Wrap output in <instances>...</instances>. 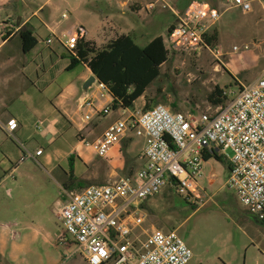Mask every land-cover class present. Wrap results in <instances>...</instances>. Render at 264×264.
<instances>
[{"label":"rangeland","instance_id":"obj_1","mask_svg":"<svg viewBox=\"0 0 264 264\" xmlns=\"http://www.w3.org/2000/svg\"><path fill=\"white\" fill-rule=\"evenodd\" d=\"M47 1L0 0V22L10 23L14 27L19 22L18 18H29L31 26L36 25L38 20L46 22L52 4L59 7V11L54 13L53 22L61 30L76 26L86 18L84 5H81L84 0H52L50 5ZM85 1L87 10L97 14L100 20L108 15L111 8L120 7L119 27L126 29L132 26L135 32L138 31L137 34L141 32L140 35L145 37L135 40L140 47L155 37L165 38L166 28L172 22L175 23L171 9L181 16L194 1L215 8H220L222 2L164 0L155 3L153 11H146L145 4L153 0H116L118 3L115 0ZM40 6L44 10L38 13V18L31 17ZM252 6L251 13L244 15L232 9L221 17L217 24L219 45L214 42L209 50L203 49L197 54L170 50L169 59L161 67L160 76L147 90L149 99L171 111H174L171 108L174 104L175 111L184 115L212 114L220 108H213L206 102V96L214 86L236 94L241 86L264 78V8H259L257 3ZM253 25H261L263 28L259 30ZM13 37L3 51L7 53L10 50V56L13 57L8 70L19 68L23 61L34 67L41 64L21 53L17 32ZM2 41L0 39V43ZM55 45L53 42L51 47ZM218 47L221 48V56L215 55L214 51ZM233 97L229 95L228 99ZM20 104L16 102L15 106ZM142 108L143 100L137 102L134 112H142ZM107 114V118L99 120V126L114 115L110 112ZM39 128L41 133H38L39 138L33 145L45 154L56 157L59 153L73 150L74 159L80 150L87 166L85 168L75 159L72 172L82 188L105 185L125 178L117 172L123 167L119 156L121 145L112 155L99 158L85 151L84 147L76 146L75 132L65 120L60 118L56 133L50 139L44 135L46 126ZM26 149L31 152L29 148ZM230 155L229 151L224 154L225 157ZM130 157L134 158L133 155ZM18 164L17 171L13 173L14 179L6 180V184L0 187V232H11L12 240L19 250L15 252V258L11 259L6 241L7 246L2 250L3 254H0V264H86L75 245L68 242L69 238L67 244L57 240L63 229L55 215L64 204V192L80 190L75 186L70 189L65 186L69 184L68 171L71 170L67 159L55 163L53 169L38 160L26 159ZM111 170L116 175H112ZM201 172L202 176L197 180L198 198H185L176 194L171 187H165L143 202V207H139L145 216L142 228L175 231L192 253L188 264H264V224L248 216L234 195L227 192L224 187V165L209 159L202 162ZM236 211L241 216L235 214ZM140 233L136 231V236ZM139 239H143V236H139Z\"/></svg>","mask_w":264,"mask_h":264},{"label":"built area","instance_id":"obj_2","mask_svg":"<svg viewBox=\"0 0 264 264\" xmlns=\"http://www.w3.org/2000/svg\"><path fill=\"white\" fill-rule=\"evenodd\" d=\"M154 4H145L144 10L153 11ZM222 7L242 14L252 10L249 0H223ZM219 18V11L209 4L190 3L167 34V47L195 54L209 50L206 37ZM17 30L16 25L0 22V39ZM84 36V29L77 27L58 42L73 52ZM55 40L52 36L44 43L50 46ZM214 52L220 55L221 49ZM97 88L101 97L108 95L102 84L97 83ZM225 95L234 97L212 114L172 113L162 105L146 112L122 113L97 139L82 141L97 157L105 158L128 137L142 138L143 164L129 178L65 191L64 204L55 215L63 229L57 240L73 243L86 264H188L192 253L183 240L175 231L144 230L145 216L139 207L169 186L179 196L198 198L203 155L212 151L221 157L231 153L224 156L230 166L225 186L248 214L264 223V78ZM84 120L89 121V116ZM2 128L10 135L17 123L8 120ZM42 153L41 149L25 152L21 161L36 162ZM138 230L141 233L136 236Z\"/></svg>","mask_w":264,"mask_h":264},{"label":"crops","instance_id":"obj_3","mask_svg":"<svg viewBox=\"0 0 264 264\" xmlns=\"http://www.w3.org/2000/svg\"><path fill=\"white\" fill-rule=\"evenodd\" d=\"M153 1V3H158L163 2L164 0ZM249 1L252 10V4L254 5L255 3L259 5V8H264V0ZM46 3L50 5L52 4V0H48ZM115 3L118 2L115 0ZM81 5H84L83 13L86 16L85 20L66 30H61L59 25L53 22L54 13L59 11V7L54 4H52L46 22L38 20L36 25L31 26L29 18H26L25 20L18 18L19 22L18 25H16L17 29L19 30L25 25L29 26L33 36L37 40V47L27 54L28 56H31V61H40L39 63L41 64H37L35 67L32 66L31 63L30 65L24 64L23 61L19 64V68L8 70L7 67L11 66L13 57L10 56V50L7 53H3V51L14 39V34L0 43V187H3L6 184V180L10 178L14 179L13 173L17 171L19 161H21L23 154L28 152L26 148L30 149V153L39 150V148L33 145V143L39 138L38 133H41V128H39V126H46L44 135L47 139H50L56 133V125L57 123H60L61 118V120H65L74 130L76 146L84 147L82 141L92 142L97 139L108 127L122 117V113L128 115L134 112L137 102L139 103L143 100L144 106V99L141 97L134 103L132 109L112 108L111 97L107 95V93H104L106 95L103 97L100 96L101 91L97 88L96 79L86 91L83 90L84 83L92 77L90 70L85 64L79 63L72 70H66L69 64L67 57L68 53L63 46L59 44L58 39L61 40L63 35H70V33L77 27H82L85 31V36L82 39L85 42H89L97 49L103 48L120 35H128L134 40V42L140 37H145L143 34L140 35L141 32L137 34L138 31L136 30L135 32V29L132 26L131 28L127 27L126 29L119 27L120 7L111 8L108 15L100 20L98 19L97 14L87 10L85 0ZM212 8L219 11L220 18L211 26L208 35L215 36V43L218 44L219 29L217 28V24L221 17L229 10L223 9L222 2H220V8ZM43 10L44 8L40 6L35 12H33L31 17L38 18V13ZM70 11L72 12L71 9ZM170 11L175 18V23L172 22L168 27L171 25L174 26L177 21V16H179L176 11L172 9ZM138 13H140V11ZM253 26L259 30L263 28L261 25H257L258 27L256 25ZM168 27L166 28V32ZM220 27H222V25H220ZM52 36L57 39L55 40L56 45L53 47H51V45L46 46L44 43L45 40ZM218 48L221 49L220 47ZM16 102H20L21 104L15 106ZM88 103L91 104V107L87 105ZM107 108L110 109L108 112L114 114V118H109L105 124L99 126V120L101 118L105 119L109 115L107 114L108 112H106V117H103V115H100L99 113ZM85 116H89L90 120L85 121ZM12 119L16 121L17 128L9 135L2 126H4L8 120ZM125 140H129L127 154L129 156L133 155L134 158H136L138 170L143 164L141 153L144 148V140L142 138H134L131 136ZM131 146L132 148H130ZM84 148L85 151L95 155L90 149L86 147ZM118 149L119 146L115 147L108 156L118 151ZM79 151L78 154L76 153L74 156L72 167H74V160L76 159V162L78 161L86 168V161L82 159ZM72 152L63 154L59 153L56 157L43 152L41 156L36 158V162L38 160L42 165L53 169L55 163L64 160L65 158L67 159L72 155ZM75 152L77 151L75 150ZM118 171L119 169L117 172ZM111 173L112 175H116L114 170H111ZM227 176L228 171L226 170L224 187L229 194L234 195V193L228 190L225 186ZM197 196H199V193H197ZM243 210L248 216H251L255 222L262 223L252 215L248 214L244 208ZM235 214L240 215L239 211H236ZM6 241L8 242V254L11 259H14V254L19 249L12 240L11 232H0V254H3L2 250L7 246Z\"/></svg>","mask_w":264,"mask_h":264},{"label":"trees","instance_id":"obj_4","mask_svg":"<svg viewBox=\"0 0 264 264\" xmlns=\"http://www.w3.org/2000/svg\"><path fill=\"white\" fill-rule=\"evenodd\" d=\"M172 28V25L168 27L165 38L155 37L143 47L135 44L134 40L128 35H120L99 49L83 39L78 40L73 52L66 51L69 60L66 70H72L79 63L85 64L96 82L102 84L107 90L112 100V108L132 109L134 103L143 97L142 112H146L157 104L149 99L147 90L160 76L161 67L169 59L170 49L167 47L165 39ZM8 36L7 33L3 37V41ZM17 37L20 40V51L23 55L28 54L37 47V40L29 26L21 27L17 31ZM215 41V36L207 35L206 44L209 47ZM225 93L223 88L214 86L211 92L207 94L206 102L211 107L224 106L227 101ZM171 108L174 111L167 109L172 113H179L175 111L176 105L173 104ZM109 110L107 108L99 114L104 116ZM120 145L119 156L123 162V167L118 173L124 175L125 178H129L138 168L136 158H132L127 154L129 140L123 141ZM209 159L222 163L225 169L229 171V164L217 152L204 153L203 161L206 162ZM67 161L71 170L68 173L69 184H65L66 188L70 189V187L75 186L78 189H83L72 172V155L67 158ZM141 206L143 207V205Z\"/></svg>","mask_w":264,"mask_h":264},{"label":"water","instance_id":"obj_5","mask_svg":"<svg viewBox=\"0 0 264 264\" xmlns=\"http://www.w3.org/2000/svg\"><path fill=\"white\" fill-rule=\"evenodd\" d=\"M17 25H18V22H17ZM95 81V78L92 76L90 77L85 83H84V86H83V90L86 91L87 88ZM261 224H264V223H261Z\"/></svg>","mask_w":264,"mask_h":264}]
</instances>
